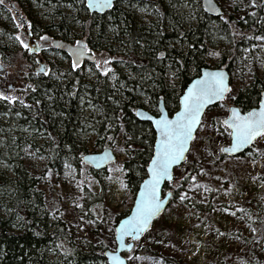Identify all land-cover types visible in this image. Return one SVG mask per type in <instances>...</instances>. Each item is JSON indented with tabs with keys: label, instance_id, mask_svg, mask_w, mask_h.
I'll list each match as a JSON object with an SVG mask.
<instances>
[{
	"label": "trees",
	"instance_id": "16d2710c",
	"mask_svg": "<svg viewBox=\"0 0 264 264\" xmlns=\"http://www.w3.org/2000/svg\"><path fill=\"white\" fill-rule=\"evenodd\" d=\"M18 1L26 6L27 0ZM49 2L80 4L86 13L82 28L87 45L117 59L107 75L98 73L87 82L77 68L62 71L57 67L43 76L32 69L31 55L24 69L27 85L23 94H12L15 100L0 98V264H104L106 244L75 249L70 246L64 225L51 221L37 184L22 166V143L42 133L47 143L33 148L43 154L48 169L60 173L63 164L76 170L84 167L98 178L101 171L82 163L88 154L81 141L83 130L92 124L88 130L96 133L101 145H108V138L121 134L127 153L121 166L123 179L134 197L146 177L155 141L151 125L138 120L136 110L144 108L157 115L162 100L168 114L173 115L187 85L203 68H225L232 83L231 74L243 49L251 39L264 36V0H247L252 12L241 18L233 14L213 18L201 6L194 20L183 12L181 0H128L116 3L103 15L87 13L85 0ZM139 10L143 12L140 17ZM64 26L62 18L59 27L63 30ZM65 29L61 38L68 42L69 28ZM216 35L227 39L229 49L215 51L212 41ZM50 50L55 53L53 48ZM8 51L0 37L4 64H8ZM160 53L164 55L161 57ZM3 87L6 90L7 86ZM262 91L264 83L255 79L249 87L232 91L231 104L247 112L258 105ZM82 98L93 108L86 120L79 113ZM216 122L222 128L223 120ZM82 203L91 212L93 202L84 196ZM122 217L115 218V226ZM52 247L56 248L57 257H51Z\"/></svg>",
	"mask_w": 264,
	"mask_h": 264
},
{
	"label": "rangeland",
	"instance_id": "374dc122",
	"mask_svg": "<svg viewBox=\"0 0 264 264\" xmlns=\"http://www.w3.org/2000/svg\"><path fill=\"white\" fill-rule=\"evenodd\" d=\"M190 1L181 0V7L194 20L202 5H199L200 0ZM214 1L224 18L230 14L241 18L252 12L247 0ZM25 4L23 6L18 0L0 3V37L9 49L6 53L9 65L0 58V93L8 97L23 94V87L27 85L24 69L31 55L32 69L43 76L57 67L62 71L77 68L82 79L89 82L98 73L105 76L112 70L111 64L117 57L87 45L82 28L86 13L80 4L70 6L49 0H27ZM138 13L140 17L143 12L139 10ZM62 18L69 28L67 43L91 54L94 58L91 65L76 66L59 51L54 49L53 53L50 50L52 43L62 41L61 34L67 32L65 26L63 30L59 27ZM212 45L215 51L230 47L221 35L213 37ZM241 53L231 74L227 97L204 114L184 165L174 170L168 189L172 195L176 192V196H172L151 228L135 242L134 249L124 253L128 264H264V212H261L264 210V137L254 142L245 155L221 157V148L230 144V135L224 125L219 128L216 122L228 116L232 91L249 87L255 79L264 83V36L251 39L250 45ZM3 84L7 86L6 90ZM84 102L83 98L79 100V113L86 120L93 108ZM91 125L88 123L87 127ZM88 128L81 134L87 153H100L109 148L115 157L113 163L101 170L98 178L84 167L76 170L63 164L60 173L48 169L43 154L33 148L47 143L42 133L31 138L32 142L22 143L21 163L37 184L36 189L51 221L64 225L71 247L86 250L88 245L104 243L113 251L115 218L129 214L135 197L126 188L121 169L122 162L127 160L125 141L120 134L108 138V145H101V142L97 143L96 133ZM84 196L93 202L91 212L82 203ZM50 254L51 257L59 255L54 247Z\"/></svg>",
	"mask_w": 264,
	"mask_h": 264
},
{
	"label": "snow or ice",
	"instance_id": "6c2138e0",
	"mask_svg": "<svg viewBox=\"0 0 264 264\" xmlns=\"http://www.w3.org/2000/svg\"><path fill=\"white\" fill-rule=\"evenodd\" d=\"M0 3H3V0H0ZM89 6L103 10L112 6V0H89ZM24 46L28 45L24 44ZM76 54L82 55L83 53L77 49ZM160 55L162 57L164 54L160 53ZM104 63L107 64V61ZM227 91L229 88L222 72L207 73L205 77L195 81L182 97L181 110L173 119L162 116L155 121L159 139L155 155L152 156L149 165L150 178L144 181L132 216L117 228L118 240L122 242L124 235L137 236L160 210L161 201L158 196L160 182L165 178L171 179L172 165L184 159L188 143L193 139L194 129L201 122V112L204 106L214 99H223ZM0 98L16 99L14 96L8 97L3 93H0ZM230 112L231 116L223 123L227 129H230L228 134L232 138L231 146L221 148L222 152H234L252 143L257 137H264V99L260 100L258 109H253L243 115L236 108L230 109ZM112 259L114 264H123L117 256H113Z\"/></svg>",
	"mask_w": 264,
	"mask_h": 264
},
{
	"label": "water",
	"instance_id": "95a60500",
	"mask_svg": "<svg viewBox=\"0 0 264 264\" xmlns=\"http://www.w3.org/2000/svg\"><path fill=\"white\" fill-rule=\"evenodd\" d=\"M124 1H128V0H112V6L104 8L103 10L91 8L89 6V0H85V5H86V8H87L89 14L103 15V14L107 13L109 10H111L116 3L124 2ZM200 1H201L203 11L208 16L213 17V18H218V17L222 16V10L214 0H200ZM52 48L59 51V52L66 54L70 58V60L73 62V64H75L76 66H79L82 64H92L94 62L93 56L91 54L87 53V51L84 48L75 47V46H72V45H70L66 42H63V41H54L52 43ZM77 49H79L83 54L77 55L76 54ZM212 72H222L224 74L225 83L228 85V88L230 91V89H231V78H230V74L228 73V71L226 69H224V68H216V69L203 68L200 71V74L197 77L193 78L190 81V83L187 85L186 89L184 90V92L182 93V95L179 98L178 109L173 115L168 114L167 110L164 107V103L162 100L159 101L157 115L151 114L149 111L145 110L144 108H139L136 110V112H135L136 118L142 122L149 123L151 125L154 133H155V141H154V145H153L152 156L155 155L157 141L159 139V133H158L155 121L159 120L162 116L167 117L168 119H173L175 117L176 113L181 110V99L185 95V93H187L188 89L193 86V83L195 81L205 77V75L207 73H212ZM229 91H227L224 94L223 99H214L213 101H211L210 103H207L204 106V108L201 112V118H200L201 121H202L204 114L209 109L217 106L218 104H220L221 102H223L225 100ZM261 99H264V91H262L260 94V99H259L258 105L256 107L250 109L249 111H252L253 109H258ZM232 108H236L242 115L249 112V111L242 112L237 106L232 105L229 108L228 116L225 119H223V121H225L226 119H228L231 116L230 109H232ZM200 124H201V122H200ZM200 124H198L196 126V128L194 129L193 139H191L188 143V150L184 153V159H182L179 163L172 165V167L170 169L171 179L165 178L160 182L159 191H158V196H159V199L161 201L160 210L149 220L148 226L141 233H139L135 237L132 235H124L122 237V242H121V240L117 239V228H119L121 223L123 221L129 219L133 214V211L136 207V200L138 199V197L140 195L141 188L144 184V181H146L150 178V173H149V165L151 163V159H150V161L146 167V177L143 179V181L139 185V188L135 194L134 204H133L132 210L129 212V214L127 216L120 219L118 221L116 227H115V249L113 251L107 249L103 252V257L105 258V261L107 264H114V261L112 259L113 256L119 257L120 260L123 262V264H128L126 258L123 257L124 253L131 252L134 249L135 242L142 238V236L151 228V225L154 222V220H156L163 213V211L167 208V206L169 205L170 201L172 200L173 195H172L171 191L166 190V186L172 182L173 176H174V170L179 168L181 165H183L185 163L186 158H187V154L191 148V144H192V142L195 138V135H196V133L200 127ZM223 125H224V123H223ZM228 130L230 131V129H228ZM259 138L260 137H257L252 143L244 145L234 152H222V154L227 156V157H238V156L242 155L245 151H247L254 144V142H256ZM231 140H232V138L230 136V144L224 148H229L231 146ZM152 156H151V158H152ZM93 157H95V159H92ZM114 159H115V157H114L112 150L111 149H104L100 153H94V154L88 153V154H86L82 158V162L86 166L93 169L94 171H101V170L106 169L108 167V165L113 163ZM129 245L131 247H128Z\"/></svg>",
	"mask_w": 264,
	"mask_h": 264
},
{
	"label": "bare ground",
	"instance_id": "6f19581e",
	"mask_svg": "<svg viewBox=\"0 0 264 264\" xmlns=\"http://www.w3.org/2000/svg\"><path fill=\"white\" fill-rule=\"evenodd\" d=\"M63 42H64V41H63ZM66 43H67V42H66ZM224 69H225V68H224ZM145 110H146V109H145ZM108 149H109V148H108ZM166 190H167V191H169V189H168V188H167Z\"/></svg>",
	"mask_w": 264,
	"mask_h": 264
}]
</instances>
